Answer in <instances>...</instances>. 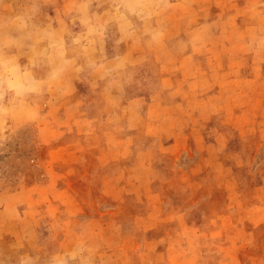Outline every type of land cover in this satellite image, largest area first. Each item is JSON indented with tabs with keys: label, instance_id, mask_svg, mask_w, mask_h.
Here are the masks:
<instances>
[{
	"label": "rangeland",
	"instance_id": "obj_1",
	"mask_svg": "<svg viewBox=\"0 0 264 264\" xmlns=\"http://www.w3.org/2000/svg\"><path fill=\"white\" fill-rule=\"evenodd\" d=\"M83 2L0 0V22H8L0 31L36 8L32 23L41 28L61 14L57 31L71 45L68 33L81 31L72 18ZM250 2L264 8V0ZM20 52L26 63L31 52ZM72 55L76 66L0 120V264H52L53 257L80 249L69 264H155L161 263L156 254L175 243L196 251L195 264H231L223 262L231 252L239 263L244 257L247 262L249 250L262 248L258 234L264 233L247 228L244 215L247 207L264 202V116L232 117L231 151L217 144L218 155L211 156L196 141L199 124L211 119L192 117L182 131L169 134L149 126L146 113L137 111V104L158 93L156 68L145 63L148 92L139 101L131 97L135 103L128 106L127 89L137 81L132 69L122 71L116 91L102 92L94 80L89 83L98 76L95 65L79 49ZM214 55L207 56L210 63ZM241 56L233 72L259 76L261 69H247L253 54ZM263 89L264 83L249 82L247 96L228 102V112L234 116L242 104L255 106L251 95ZM240 121L247 123L246 132L233 126ZM205 136L207 143L215 141L210 131ZM220 173L235 178L212 180ZM234 209L241 212L228 213ZM212 221L235 227L218 240Z\"/></svg>",
	"mask_w": 264,
	"mask_h": 264
},
{
	"label": "crops",
	"instance_id": "obj_2",
	"mask_svg": "<svg viewBox=\"0 0 264 264\" xmlns=\"http://www.w3.org/2000/svg\"><path fill=\"white\" fill-rule=\"evenodd\" d=\"M250 1L152 0L161 7L155 8L147 21L132 18L136 25L133 36H125L117 25L111 22L107 24L104 37L97 39L83 52L90 60L89 64L95 65L94 70L98 74L89 80V83L94 80L102 92L105 88L116 91L123 82L122 71L132 69L137 75V81L127 89V105L133 106L135 102L130 101L131 97L137 95L139 101L143 94L148 92L150 82L144 70L145 63H148L157 70L159 90L154 99L136 106L138 112L146 113L149 126H159L163 131L173 134L182 131L192 117L208 118L211 119L209 122L200 123L198 126L201 131L196 136L199 148L209 151L211 156L218 155L217 144L231 151L230 142L232 144L234 137L229 129L232 117L264 116V89L259 94L254 92L251 95V100L255 99V106L250 103L248 106L242 104L234 116L227 109L228 102L234 97L247 96L249 82L260 85L264 83V8L263 5L256 7ZM238 3L247 9L238 7ZM90 12L101 15V23H105L109 20L110 0H92ZM62 21L61 14H55L51 20L52 28L61 30ZM215 53L218 54L214 55L215 62L212 60L210 63L207 56H213ZM246 53L247 56H254L253 61L247 64V69H261L259 76L253 77L251 72L249 75L246 72H233L235 64L238 63L241 67V55ZM256 57L258 58L254 61ZM73 66H76L75 63ZM222 68L224 70H221ZM109 69L115 70L106 74ZM132 92L135 95L130 96ZM249 106L251 108H247ZM233 126H239L241 132H246L248 127L246 122L241 121ZM125 128L128 129V124H125ZM205 131H210L215 141L207 143L208 136H205ZM131 133L134 134V130ZM220 178L232 182L235 177L220 173L212 180ZM260 189H264V186L261 185ZM233 212L241 211H228ZM244 215L247 217V228H264V202L247 207ZM212 224L214 236L218 240L223 238L224 231L235 227L233 223L227 226L219 221H212ZM262 234V231L258 234L262 248L255 252L249 250L247 262L244 257L239 263L240 256L233 252L226 254L223 262L264 264ZM189 244L193 245L192 242ZM186 249L188 253H185ZM169 250L157 253L155 258L161 263L155 261V264L197 263L196 251L189 247L184 248L183 245L175 243ZM188 257H191L190 261L187 260Z\"/></svg>",
	"mask_w": 264,
	"mask_h": 264
},
{
	"label": "clouds",
	"instance_id": "obj_3",
	"mask_svg": "<svg viewBox=\"0 0 264 264\" xmlns=\"http://www.w3.org/2000/svg\"><path fill=\"white\" fill-rule=\"evenodd\" d=\"M91 3L92 0H84L76 9L72 23L75 25L78 21L81 31L68 33L71 45L51 24L41 28L32 23L38 11L36 8L30 14L17 16L11 22L14 28L0 31V120L24 107L30 97L42 95L46 85L60 80L74 64L72 54L77 49L86 52L97 39L103 38L108 23L114 22L125 36L131 37L136 31L132 18L147 21L153 15V10L161 7L152 0H110L109 20L101 23L100 15L90 12ZM7 26L8 22H0V30ZM32 40H35V45H40L38 51L35 45H26V41ZM25 47H28L31 55L22 64L21 59L26 54L20 50ZM114 70L109 69L106 74ZM38 71L43 72V77L37 74ZM80 251L83 250L73 252L67 258L55 256L52 264H69V260L75 259Z\"/></svg>",
	"mask_w": 264,
	"mask_h": 264
}]
</instances>
